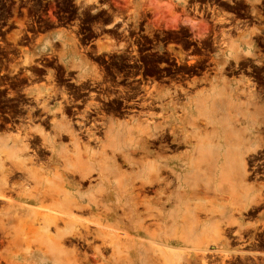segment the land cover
<instances>
[{
    "label": "flooded vegetation",
    "instance_id": "flooded-vegetation-1",
    "mask_svg": "<svg viewBox=\"0 0 264 264\" xmlns=\"http://www.w3.org/2000/svg\"><path fill=\"white\" fill-rule=\"evenodd\" d=\"M243 79L264 96V0H0V135L58 104L100 133Z\"/></svg>",
    "mask_w": 264,
    "mask_h": 264
},
{
    "label": "bare ground",
    "instance_id": "bare-ground-1",
    "mask_svg": "<svg viewBox=\"0 0 264 264\" xmlns=\"http://www.w3.org/2000/svg\"><path fill=\"white\" fill-rule=\"evenodd\" d=\"M217 95L226 94L218 92ZM246 95L247 102L252 103L254 94L248 91ZM232 100L226 97L200 99L203 105L210 101L213 108L216 103L223 105L225 116L218 120L209 118L211 131L192 136L179 133L181 121L175 115L177 109L174 111L173 104L169 105L172 109H169L171 113L168 115L149 112L146 115L143 113L145 116H133L124 123L116 120L104 125L102 121L101 125L97 123L105 126L100 133L96 124L86 126L85 117L73 123L72 117H69L70 120L63 115L60 104L55 109L51 106L53 111H48L49 127L43 123L48 131L43 128L45 126H39L23 134V137L17 133L11 140L13 148L3 149L0 155V186L4 189L0 199L10 207L13 203L4 191L13 189L12 184L7 186L15 177L14 173L20 180L13 227L22 235L32 232L34 241L45 246L53 257L63 260L70 258L85 264H189L187 256L177 249L183 237L176 235V227L179 223L201 225L202 221L196 215L201 210L205 216L211 215L210 210L191 203L199 183L213 186L224 180L237 183L240 179L245 182L247 175L245 151L241 148L245 132L232 126L230 113L233 109L238 110ZM139 107L142 108L141 105ZM249 116L252 125L248 135L256 143V148L251 151L254 153L262 138L258 135V120L254 119V113ZM186 123L196 127L195 119ZM218 135L222 137V142L217 140ZM31 144L38 145L35 151ZM181 146H188L189 149L178 152ZM26 152L32 155L22 159L20 155L24 156ZM38 159L45 161L33 162ZM6 161L11 164V170L6 167ZM193 208L197 211L190 213ZM211 219L208 217L203 224L211 223ZM211 224L216 229L220 226L217 222ZM80 244L90 253H81V249L78 250L80 247L76 248ZM205 250L203 248L202 254H199L200 264H206Z\"/></svg>",
    "mask_w": 264,
    "mask_h": 264
},
{
    "label": "rangeland",
    "instance_id": "rangeland-1",
    "mask_svg": "<svg viewBox=\"0 0 264 264\" xmlns=\"http://www.w3.org/2000/svg\"><path fill=\"white\" fill-rule=\"evenodd\" d=\"M149 8L152 14H155L157 7L152 6ZM250 83L248 80L243 79V85L241 87H239V85H232L203 88L199 92H206H203V94L196 92V97L193 98L191 102H187V104L185 103L178 108L173 106L175 107V109L173 108L174 111L177 109L175 115L177 114V118L179 117L181 121L179 133L182 132L181 134L192 136L197 133L203 134V132L211 131V124L208 123L210 122L209 118L215 117L218 120L225 116L223 105L216 103L213 108L210 101L203 105L200 99L206 98L211 100L221 97L233 99L232 102L238 107V110L233 109L231 111L232 114L230 113L232 117V126L236 129H240L242 133L245 132V137L241 139V148L245 151L244 160L247 165V175L244 178L245 182L240 179L237 183L224 180L222 182H217V184L213 186L201 182L196 190L198 193L195 192L191 199V203L194 204L193 206L211 211V215L208 217L212 218L211 223L217 222L220 225L219 228H214L211 223L203 224L208 217L203 214L201 209L200 212L196 213L199 220L202 221L201 225L193 226L191 224L185 225L179 223L176 227V235L183 237L177 249L183 256H187L186 258L190 260L189 264H200L199 259H201V256H199V254H202L203 248L206 249L204 256L206 264H264V177L258 176L262 169L260 167L262 166L264 168V96H261ZM244 86L246 89H244ZM248 91L254 94L252 103L247 102L246 93ZM218 92L226 95L219 96L217 95ZM236 93L239 95H236ZM200 94L202 97L199 96ZM242 94L243 98H239ZM170 108L169 106L164 107L160 115L163 116L171 113V110H169ZM253 113L254 119L256 121L258 120V135L262 138L259 148H257L254 153L251 151L256 148V143H254L253 138L251 140L248 135L252 125L249 115ZM184 118L187 119L188 122L195 119L196 127L187 124ZM183 119L184 121H182ZM198 120L200 124L204 125L198 126L200 125L198 124ZM201 120L203 123H201ZM236 120L237 122H235ZM122 122L124 123L125 120H122ZM37 127L39 126L30 129L26 133L34 131ZM200 127L203 128L200 129ZM19 135L23 137L22 134ZM253 135H255L254 131ZM14 137L15 135H0V149L7 150L13 148L11 140H13ZM216 138L222 142V137L219 138L218 135ZM181 148L178 149V152L185 151L184 147ZM0 153L2 156L3 152ZM30 153L31 152H26L24 156L21 154L20 157L22 159H27L32 155ZM39 160L40 162L45 161L44 159H38L33 162L38 164ZM6 163V167L11 170L9 161H6L5 164ZM14 176L15 177H12L9 181L10 185L8 184L7 186L11 187L12 184L13 189L8 188V190L4 191V195L13 203V206L10 207L6 201L0 199L3 203L1 204L0 202V264H85V262L72 261L70 258L63 260L60 257H53L51 255L52 253L45 246L42 244L39 245V243L34 241L32 232L25 230L28 232L23 233V235L17 232V228H15V226L13 227L15 224L12 220L17 216L18 204L16 192L20 180L18 174L14 173ZM1 179L0 175V180ZM205 187H208V189H204ZM2 189L3 188L0 186V194L2 193ZM258 200L260 201L258 202ZM195 211L197 210L193 208L190 213H194ZM11 241L13 242L12 245ZM73 244L75 243L73 242ZM76 248H78V250L81 249V251L79 250L81 253H90V250L81 244L76 245ZM109 264L117 263L110 262ZM183 264L185 263L183 262Z\"/></svg>",
    "mask_w": 264,
    "mask_h": 264
},
{
    "label": "crops",
    "instance_id": "crops-1",
    "mask_svg": "<svg viewBox=\"0 0 264 264\" xmlns=\"http://www.w3.org/2000/svg\"><path fill=\"white\" fill-rule=\"evenodd\" d=\"M184 148H185V150H188L189 148H188V146H184ZM11 149V148H10ZM10 149H8V150H10ZM0 152H3V149H0ZM1 154V153H0Z\"/></svg>",
    "mask_w": 264,
    "mask_h": 264
}]
</instances>
